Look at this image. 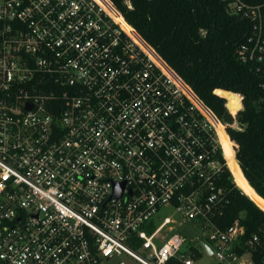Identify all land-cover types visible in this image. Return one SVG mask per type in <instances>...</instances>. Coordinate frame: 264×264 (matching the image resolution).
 I'll return each mask as SVG.
<instances>
[{
    "label": "built area",
    "instance_id": "obj_1",
    "mask_svg": "<svg viewBox=\"0 0 264 264\" xmlns=\"http://www.w3.org/2000/svg\"><path fill=\"white\" fill-rule=\"evenodd\" d=\"M223 1L264 89V0ZM132 28L145 47L98 0H0V264H193L201 240L216 264L243 255L239 220H212L229 168L188 93L217 116Z\"/></svg>",
    "mask_w": 264,
    "mask_h": 264
},
{
    "label": "trees",
    "instance_id": "obj_2",
    "mask_svg": "<svg viewBox=\"0 0 264 264\" xmlns=\"http://www.w3.org/2000/svg\"><path fill=\"white\" fill-rule=\"evenodd\" d=\"M99 1L105 3V0ZM109 1L220 121L232 122L229 111L232 114L237 112L239 94L243 96V109L237 113V119L246 126L236 129L228 125L226 131L232 140L244 181L264 199L263 78L236 55V49L248 31L247 21L230 14L223 0ZM118 12L112 11L113 16L138 44L145 47ZM220 160L224 162L221 155ZM218 181L225 188L228 202L222 212L213 217V222L218 228L225 229L238 219L244 233L235 250L239 254L249 252L253 264H262L264 200L254 192L249 194L252 200L244 194L227 168L220 173ZM253 235L258 236L259 242L248 244ZM194 244L191 250L196 259L202 251L197 241ZM165 264L183 263L172 258Z\"/></svg>",
    "mask_w": 264,
    "mask_h": 264
},
{
    "label": "bare ground",
    "instance_id": "obj_3",
    "mask_svg": "<svg viewBox=\"0 0 264 264\" xmlns=\"http://www.w3.org/2000/svg\"><path fill=\"white\" fill-rule=\"evenodd\" d=\"M99 1V0H98ZM100 2V1H99ZM105 8L106 10L110 13V15L116 20L118 21L112 14V11H116L118 12L112 5L110 6L108 3V0H105V3L100 2ZM119 13V12H118ZM120 14V13H119ZM121 15V14H120ZM122 16V15H121ZM123 21L125 23H127L124 18L122 17ZM120 23V25L122 26V23L120 21H118ZM128 24V23H127ZM123 28V26H122ZM124 29V28H123ZM125 30V29H124ZM126 31V30H125ZM190 95V97L192 98V100L194 101V103L201 108L205 114L208 116V118L210 119V121L213 123V125L215 126L220 142H221V146H222V151H223V155L226 159L227 165L229 170L231 171V174L233 176V179L235 181V183L237 184V186L241 189V191L246 194L249 198V194L250 192H254L256 193V191L252 188H248L246 182L244 181V178L242 176V172H241V168L240 165L238 163V160L236 159V155L234 152V149L232 147V140L230 139L224 124L214 115H212L203 105V103L201 101L198 100V98L195 96V94H193L192 92L188 93ZM257 194V193H256ZM258 195V194H257ZM259 196V195H258ZM251 199V198H250ZM252 200V199H251Z\"/></svg>",
    "mask_w": 264,
    "mask_h": 264
},
{
    "label": "rangeland",
    "instance_id": "obj_4",
    "mask_svg": "<svg viewBox=\"0 0 264 264\" xmlns=\"http://www.w3.org/2000/svg\"><path fill=\"white\" fill-rule=\"evenodd\" d=\"M242 100V99H241ZM229 111V110H228ZM230 113V112H229ZM238 113V112H237ZM237 113L235 114H232L230 113V115L232 116V122L229 124V123H225V122H222L225 126V129L228 125L230 126H235L236 127V124H235V120L237 118ZM238 123V122H237ZM232 124V125H231ZM240 126V125H239ZM161 214L162 215H165V214H168V215H173V217L179 219L180 216L178 213H176L173 209L171 208H165L161 211ZM181 233L183 235H185L190 241L194 242V234H202L201 231H199V229L197 227H190L188 224H183V226L181 227ZM129 264H137L135 263L133 260H130L129 259ZM240 262H243L245 264H248L251 262L250 260V255L248 253H244L241 258L238 260L237 264H240ZM101 264H114V261L113 260H104ZM194 264H216V260L214 258L213 255H209L205 252H202V255L199 257V258H196L194 259Z\"/></svg>",
    "mask_w": 264,
    "mask_h": 264
},
{
    "label": "water",
    "instance_id": "obj_5",
    "mask_svg": "<svg viewBox=\"0 0 264 264\" xmlns=\"http://www.w3.org/2000/svg\"><path fill=\"white\" fill-rule=\"evenodd\" d=\"M234 93V92H233ZM227 107V106H226ZM227 109H228V107H227ZM243 109V104H242V100H241V98H240V107L237 109V112H239L240 110H242ZM230 112V111H229ZM236 112V113H237ZM231 113V112H230ZM201 243H202V245L204 246V248H205V250H206V252L208 253V254H211V252H212V250L209 248V246L204 242V241H202L201 240Z\"/></svg>",
    "mask_w": 264,
    "mask_h": 264
},
{
    "label": "crops",
    "instance_id": "obj_6",
    "mask_svg": "<svg viewBox=\"0 0 264 264\" xmlns=\"http://www.w3.org/2000/svg\"><path fill=\"white\" fill-rule=\"evenodd\" d=\"M260 197V196H259ZM260 198H262V197H260ZM263 199V198H262ZM264 200V199H263ZM262 209V208H261ZM189 225V224H188ZM190 227H191V225H189ZM192 227H195V226H192ZM195 235V234H194ZM208 254V253H207ZM210 255V254H209ZM194 264V263H193Z\"/></svg>",
    "mask_w": 264,
    "mask_h": 264
}]
</instances>
